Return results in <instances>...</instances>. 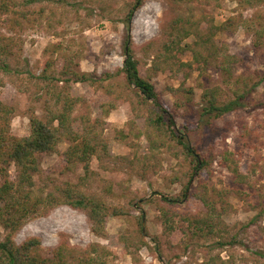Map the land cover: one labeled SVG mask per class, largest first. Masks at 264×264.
Instances as JSON below:
<instances>
[{"label": "rangeland", "instance_id": "rangeland-1", "mask_svg": "<svg viewBox=\"0 0 264 264\" xmlns=\"http://www.w3.org/2000/svg\"><path fill=\"white\" fill-rule=\"evenodd\" d=\"M134 3L42 0L36 8L44 7L47 14L40 22L25 23L13 34L0 27V38L13 35L19 50L9 60L19 73L0 71L5 82L0 99L15 110L12 134H30L33 109L46 118V99L55 101L54 91L36 77L45 69L60 75L69 59L74 70L93 79L69 89L79 98L73 113L76 130L83 133L95 125L112 158L128 159L101 164L94 157L81 186L110 209L104 235L92 230L84 211L60 204L30 218L14 241L21 245L40 239L42 253L62 244L82 250L101 246L111 252L106 264H264V44L259 43L264 41V0H145L128 27L125 20ZM185 27L191 33L181 48L166 49L174 47L171 42L178 41L179 28ZM211 30V40L220 47L215 55L201 40ZM128 34L142 76L153 82L174 114L177 131L207 161L195 176L187 203L172 206L162 199L182 194L194 164L169 128L149 125L152 104L143 102L120 74ZM200 54L202 60H197ZM227 55L236 65L238 86L247 82L249 95L244 107L201 122L206 90L221 87L224 97L232 98L238 88L226 82L219 68ZM108 74L113 76L106 80ZM59 86L66 87L64 82ZM69 146L60 143L56 152L43 156L36 189L82 182L84 165L68 162ZM6 169L15 180L14 163ZM203 218L212 229L196 228ZM142 221L145 237L140 235ZM5 235L0 227V239Z\"/></svg>", "mask_w": 264, "mask_h": 264}, {"label": "trees", "instance_id": "trees-1", "mask_svg": "<svg viewBox=\"0 0 264 264\" xmlns=\"http://www.w3.org/2000/svg\"><path fill=\"white\" fill-rule=\"evenodd\" d=\"M40 1L42 0H0V27L9 29V32L13 34L14 29L23 27L25 23L40 22L47 14V9L44 7L36 8V4ZM144 3L145 0H135L125 20L128 27L135 10ZM179 30L178 41L171 42L174 47L169 46L166 49L170 51L180 49L182 39L191 33L188 27L179 28ZM170 35L173 36V34ZM212 35L211 30L206 36H202L201 40L208 44L206 47L208 51L213 49V54L214 52L215 54L220 53V47H217L210 38ZM262 36L264 35H260V38ZM259 43L264 44V41H259ZM130 44L131 36L128 34L124 47V66L120 74L125 75L127 85L137 92L136 95L142 98L143 102L152 104L149 125L160 131L166 127L169 128L171 135L176 137L183 148L186 158L194 164L195 173L183 186L182 194L171 197L163 195L162 199L172 206L187 203L191 197L195 176L200 174V171L207 165V161L192 145L190 139L180 134L175 128L174 114L164 106L153 82L142 76L140 62L134 55ZM18 51V44L13 35L0 38V71L10 75L19 73V70L15 69L9 61L17 56ZM202 57V54L198 55L197 60H202ZM65 62L60 75L57 72L49 73V70L45 69L40 76L36 77L40 84H46L45 88L49 92L54 91L51 96L55 97V101H52L50 97L46 99L47 114L44 120L36 115L34 109L32 110L31 132L28 136L20 138L12 134L11 121L15 110L0 99V177L2 179L0 183V227L6 232L5 237L0 239V264H106L104 258L111 254L108 249L101 246H92L82 250L64 244L42 253L43 245L40 239L32 238L21 245L14 241V235L30 218L46 214L60 204L70 205L84 211L90 219L92 230L96 234L104 235L110 209L100 197L84 193L81 186L88 180L94 157H97L101 164L112 163V160L117 164L128 161L126 157L112 158L107 141L96 135L95 125L85 127L83 133L76 130V118L73 113L75 106L79 103V98L73 97L69 89L73 83L89 82L93 79H90L91 76L86 73L74 70L69 59ZM205 62L208 63L209 60ZM219 68L226 82L239 85L240 80L235 77L236 65L230 55L221 61ZM112 76L111 74L106 75V80L111 79ZM61 82H64L66 87H60ZM4 84V80L0 79V88L4 87ZM246 87H248L247 82L243 88L238 86L232 98L228 96L225 98L221 87L206 90L202 95L203 109L200 121L220 118L244 107L250 92ZM64 142L70 145L66 152L68 162L84 165L86 175L82 177V182L77 185L70 183L57 185L56 189L52 190L36 189V176L41 173V159L47 154L56 152L58 145ZM10 163H14L16 167L15 180L11 179L6 169L7 164ZM106 168H111V166L108 165ZM201 200L205 205L209 204L207 197H201ZM207 225L212 229L210 220L207 218L196 221L197 229L202 230ZM140 235L146 236L143 221ZM262 256L264 257V254Z\"/></svg>", "mask_w": 264, "mask_h": 264}]
</instances>
